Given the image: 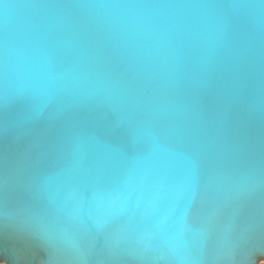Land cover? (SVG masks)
Wrapping results in <instances>:
<instances>
[{"label":"water","instance_id":"95a60500","mask_svg":"<svg viewBox=\"0 0 264 264\" xmlns=\"http://www.w3.org/2000/svg\"><path fill=\"white\" fill-rule=\"evenodd\" d=\"M0 262H264V0H0Z\"/></svg>","mask_w":264,"mask_h":264},{"label":"snow or ice","instance_id":"6c2138e0","mask_svg":"<svg viewBox=\"0 0 264 264\" xmlns=\"http://www.w3.org/2000/svg\"><path fill=\"white\" fill-rule=\"evenodd\" d=\"M116 243H119V240L118 239H116V241H115Z\"/></svg>","mask_w":264,"mask_h":264},{"label":"rangeland","instance_id":"374dc122","mask_svg":"<svg viewBox=\"0 0 264 264\" xmlns=\"http://www.w3.org/2000/svg\"><path fill=\"white\" fill-rule=\"evenodd\" d=\"M0 264H4V263H1V262H0ZM261 264H264V262H263V263H261Z\"/></svg>","mask_w":264,"mask_h":264},{"label":"flooded vegetation","instance_id":"af4514ba","mask_svg":"<svg viewBox=\"0 0 264 264\" xmlns=\"http://www.w3.org/2000/svg\"><path fill=\"white\" fill-rule=\"evenodd\" d=\"M263 263V262H260V264Z\"/></svg>","mask_w":264,"mask_h":264}]
</instances>
